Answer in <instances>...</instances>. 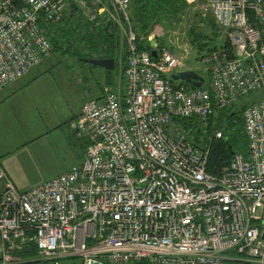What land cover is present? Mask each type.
Instances as JSON below:
<instances>
[{
    "label": "built area",
    "instance_id": "1",
    "mask_svg": "<svg viewBox=\"0 0 264 264\" xmlns=\"http://www.w3.org/2000/svg\"><path fill=\"white\" fill-rule=\"evenodd\" d=\"M70 1L0 0V91L52 55L48 30ZM72 1L117 33L122 73L71 121L88 143L82 165L19 191L0 163V264H264V0H186L233 49L201 57V87L171 81L198 72L186 56L150 36L152 49L140 48L132 0ZM249 97L246 152L209 171L210 144L224 136L208 133L210 118Z\"/></svg>",
    "mask_w": 264,
    "mask_h": 264
},
{
    "label": "rangeland",
    "instance_id": "2",
    "mask_svg": "<svg viewBox=\"0 0 264 264\" xmlns=\"http://www.w3.org/2000/svg\"><path fill=\"white\" fill-rule=\"evenodd\" d=\"M185 2L187 6L181 9L177 15H163L157 20L153 30L147 36H144L147 39L149 36L153 37L152 39L156 40L158 44L161 42L165 47L173 50V52L186 56L187 66L197 69L199 74L205 78L204 85L207 86L210 83V76L206 72L205 67H201L200 53L193 38H195V34L199 36L213 35L215 28L209 23L210 13H207L206 15L208 17L205 18V14L196 3H188L186 0ZM131 10H133L132 5ZM83 11L89 15L93 14L90 8ZM220 31L221 36L216 39L217 44L225 37L222 30ZM73 35L77 36V33ZM76 39L80 41L81 38L76 37ZM84 43L86 44V41ZM114 43L112 44L111 41H108V44L104 41L101 42L95 54H100L101 48L106 46L104 49L105 53L108 51V54H113L115 57H118V51L120 53V42L114 40ZM77 44L75 43L74 46L76 47ZM88 46L91 49L94 48L90 45ZM88 46L86 47L87 51L84 50V52H88ZM111 48L114 50L113 53L111 52ZM53 53L48 59L43 61L45 64L40 66L37 72L52 69V76L57 80L58 78L60 80L63 79L59 77L61 74L68 75L72 78L70 83H73V86L71 85L69 89L54 91L55 93L52 92L50 94L53 102L54 97L58 96V92L63 95L64 100L59 103V110L67 118L81 109L88 99L96 97L103 89L105 83H110L111 81L115 83L120 78L119 68L108 71L104 67L93 65L83 60L85 57L76 56L71 51L67 53ZM25 78V81H28L29 75L25 76ZM46 82H44L45 85ZM49 88H53L51 82ZM251 100H257V98L253 99L249 97L242 101V103H248ZM44 103L47 114H55L54 111L48 108L46 102ZM71 127L70 123L63 125L53 130L43 139L38 140L35 147H31L32 161L28 160L27 163L19 164L20 169H24V172L21 173L24 181L28 180L29 184H37L40 180L45 181L51 179L75 165L78 166L84 161L86 141L83 138L76 137V132ZM203 133V131H200L195 133V135L199 137ZM34 148H37L36 151ZM15 187L17 188L16 185Z\"/></svg>",
    "mask_w": 264,
    "mask_h": 264
},
{
    "label": "trees",
    "instance_id": "3",
    "mask_svg": "<svg viewBox=\"0 0 264 264\" xmlns=\"http://www.w3.org/2000/svg\"><path fill=\"white\" fill-rule=\"evenodd\" d=\"M131 5L133 9L131 10V13L135 29L140 35L147 36L153 30L154 25L160 17L163 15H177L181 9L187 6V3L185 0H132ZM207 17L208 16L205 18ZM208 20L212 27L215 28L214 34L207 36H199L198 34H195V38H193L198 52L200 53V58L219 48H226L229 51V56H233V49L226 37L220 40V43L217 44L216 39L221 36V29L218 27L212 16H210V19ZM110 28V25L96 26L95 22L90 21L77 4L71 0L70 7L66 10L64 18L60 22L49 27L48 35L53 44L54 52L52 53H67L71 51L73 54H76V56L94 58L95 51L101 42L104 41L108 44V41H111L112 44H115L114 40L116 42L119 41L117 33ZM74 33H77V36H74ZM76 37H80V41L76 39ZM85 41L86 44L84 43ZM75 43H78L76 47L74 46ZM82 43L84 44L80 47ZM159 43V47L164 46L161 42ZM88 45L94 48L91 49ZM87 46L88 52H84V50L87 51ZM140 48L143 50L152 49L151 41L146 37L140 44ZM111 52H114L113 48H111ZM105 56L107 58L117 59L115 55L108 54V51ZM115 68H119V71L121 69L122 73V68H120L119 65L116 64ZM110 83H113V81ZM245 106L246 104L240 103L235 107L224 109L210 118L207 129L208 133L213 134L215 130H221L224 133V136L212 141L210 144L209 171L213 172L215 169L227 165L235 153L246 152L248 141L244 132V119L242 116ZM181 122L191 133L201 131L199 130L200 128L197 119L181 120ZM195 138L197 145L200 146V136H195ZM204 141L205 143H209L207 138H205ZM133 264L147 263L141 262Z\"/></svg>",
    "mask_w": 264,
    "mask_h": 264
},
{
    "label": "crops",
    "instance_id": "4",
    "mask_svg": "<svg viewBox=\"0 0 264 264\" xmlns=\"http://www.w3.org/2000/svg\"><path fill=\"white\" fill-rule=\"evenodd\" d=\"M44 64L45 62H42L27 74L29 75L28 81H25V76H27L25 75L0 91V163L19 191H27L44 182L40 180L37 184H29L28 180L24 181L21 174L24 169H20L19 164L27 163L28 160L32 161L31 147H35L38 140L43 139L53 130L67 123L71 124V120L80 115L82 111L81 108L68 118L60 113L59 103L64 100L63 95L58 92L53 102L50 94L54 91L69 89L71 85L73 86V83H70L72 78L61 74L59 77L63 79L58 78L57 80L52 76V69L37 72ZM50 82L53 88H49ZM44 102L55 114H47ZM83 139L86 141L87 149V140L84 137ZM37 148H34L35 151Z\"/></svg>",
    "mask_w": 264,
    "mask_h": 264
},
{
    "label": "water",
    "instance_id": "5",
    "mask_svg": "<svg viewBox=\"0 0 264 264\" xmlns=\"http://www.w3.org/2000/svg\"><path fill=\"white\" fill-rule=\"evenodd\" d=\"M154 45V41H151V46ZM153 57L157 56V50H151ZM83 60L97 66L104 67L107 70H114L116 67L115 58H83ZM186 81L193 87H201L205 83V78L194 70L181 71L171 76V81Z\"/></svg>",
    "mask_w": 264,
    "mask_h": 264
}]
</instances>
